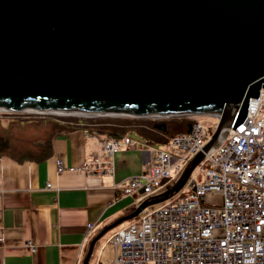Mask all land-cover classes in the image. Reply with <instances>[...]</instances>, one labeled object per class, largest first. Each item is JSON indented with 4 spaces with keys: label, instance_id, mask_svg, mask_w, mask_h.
<instances>
[{
    "label": "water",
    "instance_id": "water-1",
    "mask_svg": "<svg viewBox=\"0 0 264 264\" xmlns=\"http://www.w3.org/2000/svg\"><path fill=\"white\" fill-rule=\"evenodd\" d=\"M261 89L264 0H0V110L217 118L178 179L122 220L179 193Z\"/></svg>",
    "mask_w": 264,
    "mask_h": 264
},
{
    "label": "built area",
    "instance_id": "built-area-1",
    "mask_svg": "<svg viewBox=\"0 0 264 264\" xmlns=\"http://www.w3.org/2000/svg\"><path fill=\"white\" fill-rule=\"evenodd\" d=\"M211 131L196 122L155 148L148 171L129 178L123 194L138 191L141 203L163 192L202 151ZM134 146L129 137L104 140V164ZM95 169L112 173L111 167ZM108 241L115 248L111 264H264V89L249 99L242 124L204 153L179 193L142 210Z\"/></svg>",
    "mask_w": 264,
    "mask_h": 264
},
{
    "label": "crops",
    "instance_id": "crops-1",
    "mask_svg": "<svg viewBox=\"0 0 264 264\" xmlns=\"http://www.w3.org/2000/svg\"><path fill=\"white\" fill-rule=\"evenodd\" d=\"M110 137L78 122L52 136L41 161L0 157V264H82L93 237L118 221L110 230L132 221L122 219L140 204L141 193L125 195L123 188L146 173L154 149L167 144L130 136L135 146L114 153L108 166L100 151ZM107 233L95 242L88 264H111L115 248Z\"/></svg>",
    "mask_w": 264,
    "mask_h": 264
},
{
    "label": "trees",
    "instance_id": "trees-1",
    "mask_svg": "<svg viewBox=\"0 0 264 264\" xmlns=\"http://www.w3.org/2000/svg\"><path fill=\"white\" fill-rule=\"evenodd\" d=\"M33 120L34 121H32V119H25L24 121H27L25 125H15L13 128H15L14 134H16V136L14 135V137H11L13 134H2L0 132V157L6 156L19 161L23 159L41 161L49 154V143L52 136L68 129V127L61 124L60 121L57 123L51 122L48 118H43L40 121ZM20 121L21 120H16L14 124ZM63 121L70 123L74 120ZM192 124L189 117L138 119L133 122L129 121V119L107 118L100 123L93 121L91 124H86V126L105 136L123 137L129 134L130 136H138L146 143L156 146L168 144L170 139L177 134L190 132ZM22 128H30L33 133L30 135H25L23 133L17 135V133L22 132L18 131V129L21 130ZM10 130L11 129H9V131ZM22 137L26 138V140L23 138L25 143L34 146V148L31 146V151H26L29 148L19 139ZM34 142L35 144H33ZM18 144L26 148H20L17 146Z\"/></svg>",
    "mask_w": 264,
    "mask_h": 264
},
{
    "label": "rangeland",
    "instance_id": "rangeland-1",
    "mask_svg": "<svg viewBox=\"0 0 264 264\" xmlns=\"http://www.w3.org/2000/svg\"><path fill=\"white\" fill-rule=\"evenodd\" d=\"M35 114L36 115L30 114L29 112H17V113L15 112L14 113V112H7V111L0 110V132L2 134H7V133L9 135L13 134L11 137H14V135L16 136V134H14L15 128H13V127L15 125H18V124L25 125V123L27 122V121H24L25 119H32V121H34L33 119H35L36 121H40L43 118L44 119L48 118V119H50L51 122H56L57 123L58 121H60L61 124L65 125L68 128L70 126L78 125V122L91 124L93 121H95L96 123H100L102 120H104V119L106 120L107 118L108 119H111V118H114V119L115 118L129 119V121H132V122L136 121L138 119H148V118H133V117H123V116H120V117H115V116L82 117V116H75V115L38 114V113H35ZM189 118H190V120L192 121L193 124L196 123V122H200L204 126L211 128L212 131L215 129V126H216L217 121H218L217 118L211 117V116H191ZM16 120H21V121L20 122H16V124H14V122ZM63 120H74L76 122L73 121V122L67 123L66 121H63ZM9 129H11V130L9 131ZM18 131H22V132L17 133V135H20L21 133H23L25 135H30V134L33 133L30 128H27V129L22 128L21 130L18 129ZM178 133H181V132H178ZM123 137H129L130 138V134L129 135H124ZM23 138L24 137L19 138V139L23 142L24 145H26V147L28 146L29 149L26 150V151H31L32 147L34 148V146L31 145V144L25 143L23 141ZM24 139L26 140V138H24ZM33 144H35V142ZM17 146H19L20 148H26V147H24V146H22L20 144H18ZM113 232H115V231H113V230L108 231V233L104 236V238L109 237ZM104 245H106V243H104ZM105 252H109L110 253V250H109V248L107 246L105 248Z\"/></svg>",
    "mask_w": 264,
    "mask_h": 264
}]
</instances>
